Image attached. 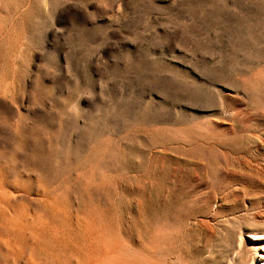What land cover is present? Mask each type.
Here are the masks:
<instances>
[{"label":"rangeland","instance_id":"1","mask_svg":"<svg viewBox=\"0 0 264 264\" xmlns=\"http://www.w3.org/2000/svg\"><path fill=\"white\" fill-rule=\"evenodd\" d=\"M0 210V264H264V0H0Z\"/></svg>","mask_w":264,"mask_h":264},{"label":"bare ground","instance_id":"2","mask_svg":"<svg viewBox=\"0 0 264 264\" xmlns=\"http://www.w3.org/2000/svg\"><path fill=\"white\" fill-rule=\"evenodd\" d=\"M2 155V154H1ZM103 161H105V160H103ZM100 162V161H99ZM104 163V162H103ZM23 170V169H22ZM13 171V170H12ZM95 171V170H94ZM103 171V170H102ZM88 173V172H87ZM100 174V173H99ZM100 175H102V174H100ZM40 184V183H39ZM99 184V183H98ZM42 188V187H41ZM53 189V188H52ZM69 189V188H68ZM4 191V190H3ZM67 191V190H66ZM10 192V191H9ZM206 193V192H205ZM13 194H14V192H13ZM52 195H54V194H52ZM58 195V194H57ZM12 196H14V195H12ZM52 197V196H51ZM77 197V196H76ZM15 198V197H14ZM37 198V197H36ZM43 198V197H42ZM50 198V197H49ZM41 199V198H40ZM45 199H46V197H45ZM16 200V199H15ZM37 200V199H36ZM39 200V199H38ZM48 200V199H47ZM43 201V200H42ZM50 202H52V199H50ZM56 202H57V200H56ZM59 203V202H58ZM57 203V204H58ZM5 204V203H4ZM43 206V205H42ZM10 208V207H9ZM48 208V207H47ZM215 208V207H214ZM45 209V208H44ZM49 209V208H48ZM89 209V208H88ZM7 210V209H6ZM55 210V209H54ZM1 211V210H0ZM4 211V210H3ZM33 211H35V210H33ZM5 212V211H4ZM4 212H2V213H4ZM31 212V211H30ZM49 213V212H48ZM65 213V212H64ZM37 214V213H36ZM66 214V213H65ZM88 214V213H87ZM5 215V214H4ZM50 215V214H49ZM55 215V214H54ZM86 215V214H85ZM46 216V215H45ZM92 216V215H91ZM51 217V216H50ZM55 217V216H54ZM61 217V216H60ZM68 217V216H67ZM42 218H44V217H42ZM86 218V217H85ZM46 219V218H45ZM50 218H48V220H49ZM66 219V218H65ZM89 219H90V216H89ZM88 219V220H89ZM82 220V219H81ZM49 221H51V220H49ZM56 221V220H55ZM59 221V220H58ZM95 221V220H94ZM102 221V220H101ZM65 222V221H64ZM72 222V221H71ZM78 222H80V221H78ZM91 222V221H90ZM50 223V222H49ZM52 223V222H51ZM61 223V222H60ZM59 223V224H60ZM83 223V222H82ZM81 223V225H83ZM95 223V222H94ZM103 223H104V221H103ZM77 224V223H76ZM89 224V223H88ZM105 224V223H104ZM210 224V223H209ZM49 225V224H48ZM56 225V224H55ZM65 225V224H64ZM74 225V224H73ZM94 225V224H93ZM106 225V224H105ZM60 226V225H59ZM70 226V225H69ZM77 226H78V224H77ZM79 226H80V224H79ZM76 227V226H75ZM97 227V226H96ZM4 228V227H3ZM68 228V227H67ZM86 228H88V227H86ZM91 228V227H90ZM105 228V227H104ZM107 228V227H106ZM74 229V228H73ZM44 230H46V229H44ZM100 230H102V229H100ZM107 230V229H106ZM111 230V229H110ZM109 230V231H110ZM62 231V230H61ZM65 231V230H64ZM66 231H67V229H66ZM86 231V230H85ZM90 231V230H89ZM99 231V230H98ZM113 231V230H112ZM59 232V231H58ZM75 232V231H74ZM80 232V231H79ZM45 233V232H44ZM103 237H105V236H107V234H105V232L103 231ZM106 233H107V231H106ZM110 233H112L111 231H110ZM27 234V233H26ZM47 234H49V233H47ZM71 234V233H70ZM93 234H95V233H93ZM116 234V233H115ZM138 234H139V232H138ZM175 234V233H174ZM81 235V234H80ZM105 235V236H104ZM110 235H112V234H110ZM78 236V235H77ZM100 236H102V231H100ZM115 235H113V237H114ZM48 237V236H47ZM111 237V236H110ZM110 237H109V239H110ZM74 238V237H73ZM79 238V237H78ZM99 238V237H98ZM100 238H102V237H100ZM106 238V237H105ZM108 238V237H107ZM112 238V237H111ZM1 239V238H0ZM49 239H50V237H49ZM48 239V240H49ZM104 239V238H103ZM129 240V239H128ZM105 241H106V239H105ZM130 241H131V238H130ZM27 242H29V241H27ZM48 242H50V241H48ZM48 242H46V244L48 243ZM59 242H61V241H59ZM65 242V241H64ZM102 242H104V240L102 241ZM115 242V241H114ZM126 242H128L127 240H126ZM24 243V242H23ZM57 243V242H56ZM243 243V242H242ZM51 244V243H50ZM100 244H103V243H100ZM133 244V243H132ZM131 244V245H132ZM25 245V244H24ZM40 245V244H39ZM44 245V244H43ZM43 245H42V247H43ZM111 245V244H110ZM115 245V244H114ZM114 245H113V247H114ZM135 245V244H134ZM60 246H62V244L60 245ZM69 246V245H68ZM71 246V245H70ZM79 246V245H78ZM103 246V245H102ZM242 246V245H241ZM25 247V246H24ZM29 247V246H28ZM31 247H33V246H31ZM41 247V246H40ZM41 247V248H42ZM46 247V246H45ZM45 247L43 248V251H44V249H45ZM47 247H48V245H47ZM46 247V248H47ZM54 247H56V246H54ZM76 247V246H75ZM131 247V246H130ZM22 248V247H21ZM26 248H27V246H26ZM34 248V247H33ZM38 248V247H37ZM40 248V249H41ZM133 248H135V247H133ZM137 248V247H136ZM146 248V247H145ZM144 248V250H147V248L145 249ZM240 248V247H239ZM25 249V248H24ZM28 249V248H27ZM39 249V248H38ZM47 249H49V248H47ZM73 249V248H72ZM78 249V248H77ZM103 249V248H102ZM2 250V249H1ZM19 250V249H18ZM31 250V249H30ZM36 250V249H35ZM42 250V249H41ZM50 250V249H49ZM63 250V249H62ZM67 250V249H66ZM70 250V249H69ZM87 250V249H86ZM138 250H140V249H137V251ZM143 250V251H144ZM151 250V249H150ZM239 250V249H238ZM29 251V250H28ZM32 251V250H31ZM34 251V250H33ZM37 251V250H36ZM55 251V250H54ZM115 251V249H113L112 248V245H111V249L110 248H107L106 249V255L107 254H109L107 257H105V259L104 260H102V262H101V264H137V262H141L142 260L140 259V260H136V259H134V258H132V257H129V256H127V255H118V256H116L114 253H111V252H114ZM132 251H134V250H132ZM142 251V250H141ZM140 251V252H141ZM149 251V250H148ZM152 251V250H151ZM151 251L149 252V253H151ZM46 252H48V251H46ZM60 252V251H59ZM110 252V253H109ZM128 252V251H127ZM130 253H131V251H129ZM128 252V253H129ZM139 252V251H138ZM145 253H146V251H144ZM153 252V251H152ZM2 253V252H1ZM100 253H102V252H100ZM130 253H129V255H130ZM134 253V252H133ZM148 253V254H149ZM40 254V253H39ZM51 254V253H50ZM50 254H49V256L48 257H50ZM54 254V253H53ZM64 254H65V252H64ZM82 254V253H81ZM105 254V253H104ZM140 254V253H139ZM143 254V253H142ZM154 254V253H153ZM5 255H6V253H5ZM4 255V256H5ZM7 255H8V253H7ZM145 255V254H144ZM10 256V255H9ZM58 256V255H57ZM103 256V255H102ZM132 256V255H131ZM134 256H135V254H134ZM150 256V255H149ZM153 256V255H152ZM53 257H55V256H53ZM147 257V256H146ZM99 258V257H98ZM148 258V257H147ZM150 258V257H149ZM153 258V257H152ZM151 258V259H152ZM157 258V257H156ZM71 259V258H70ZM143 259V258H142ZM164 259V258H163ZM9 260V259H8ZM15 260V259H14ZM156 260V259H155ZM166 260V259H165ZM232 260V259H231ZM4 261V260H3ZM46 261V260H45ZM96 261V260H95ZM94 261V262H95ZM159 261V260H158ZM1 262V261H0ZM145 262V261H144ZM160 262H162V260L160 261ZM169 262V261H168ZM1 263H3V262H1ZM27 263V262H26ZM152 263V262H151ZM157 263V262H156ZM163 263V262H162ZM6 264V263H5ZM90 264V263H89ZM92 264V263H91ZM95 264H98V262H95ZM148 264V263H147ZM153 264V263H152ZM165 264V263H164Z\"/></svg>","mask_w":264,"mask_h":264}]
</instances>
